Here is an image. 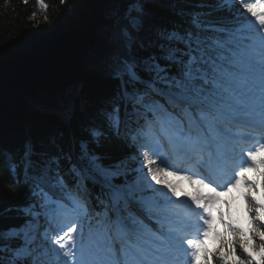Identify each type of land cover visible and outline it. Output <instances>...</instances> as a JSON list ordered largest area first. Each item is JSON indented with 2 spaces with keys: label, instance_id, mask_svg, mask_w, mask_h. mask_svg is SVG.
<instances>
[{
  "label": "snow or ice",
  "instance_id": "snow-or-ice-1",
  "mask_svg": "<svg viewBox=\"0 0 264 264\" xmlns=\"http://www.w3.org/2000/svg\"><path fill=\"white\" fill-rule=\"evenodd\" d=\"M150 2L110 0L99 64L119 86L67 150L37 153L29 143L20 154L0 151V168L16 183L22 175L32 199L23 210L29 219L0 227V264H211L210 255L221 264H264V201L246 176L264 168L257 159L264 142L243 147L264 141V0H200L199 10H180L187 26L172 28L153 22ZM113 139L136 146L137 167L127 159L106 165L90 147ZM237 153L244 163L234 168ZM177 175L215 187L209 195L182 193L170 179ZM241 181L260 224L252 232L259 261L223 212L237 239L213 224L217 189ZM213 232L230 251L209 253Z\"/></svg>",
  "mask_w": 264,
  "mask_h": 264
},
{
  "label": "trees",
  "instance_id": "trees-1",
  "mask_svg": "<svg viewBox=\"0 0 264 264\" xmlns=\"http://www.w3.org/2000/svg\"><path fill=\"white\" fill-rule=\"evenodd\" d=\"M43 2L46 10L38 0L26 4L0 0V151L20 154L29 143L37 153L53 154L58 147L67 150L72 137L82 134L92 113L119 86L104 76L99 64L110 0ZM199 2L151 0L149 9L160 26L186 27L190 17L180 15V10H199L195 8ZM207 2L214 4V0ZM230 7L239 14L237 6ZM75 147L79 151L78 144ZM90 147L106 165L127 159L130 167L138 166L137 149L130 142L113 139ZM31 202L23 176L16 183L0 168V227L29 219L23 210ZM259 243L255 239V246Z\"/></svg>",
  "mask_w": 264,
  "mask_h": 264
},
{
  "label": "rangeland",
  "instance_id": "rangeland-1",
  "mask_svg": "<svg viewBox=\"0 0 264 264\" xmlns=\"http://www.w3.org/2000/svg\"><path fill=\"white\" fill-rule=\"evenodd\" d=\"M246 176H247V178L249 180L255 181L254 177L252 175H250L249 172L246 173ZM170 179H172V181L174 183H176V178H174V176L171 177ZM196 187H198L197 190H196ZM236 191H239V193H240V190H236V189L233 192L229 193V194L226 192L225 193L226 194V198L221 201V205H225V206L226 205H230L229 212H225V208L226 207H221L219 212L220 213L223 212V214H224L223 215V220L224 221H226L227 223L233 225L234 227L240 228L243 231V239L248 241L250 247L255 252V258H256L259 255V252L253 246L252 241H253V238H256V239H259V238L252 236V232L254 230V227H252L250 225V223H248L249 221L246 222L244 217L240 216L239 213H238L237 204L239 202L237 201V199H238V194L239 193H237ZM188 194H190V195H196V194L206 195V193L204 191V188H203V185H194V184H191V187L189 188ZM258 194H259V192H256V198L261 201V199L258 196ZM217 220H218V218H217ZM215 229L218 232L225 233L227 235V237L232 239V240H236L237 239V237H235L230 231L228 232L225 224H222V225L217 224L215 226ZM212 237H213L212 244L215 246V251H214V253H215L217 250L222 249L223 245L221 244L220 240L217 239L215 232H213ZM247 237H250L252 240H249ZM236 248L239 249V253L236 256L240 257V259H244L246 254H244L242 252V249L239 246H236ZM201 257H202V261H203V255H201ZM210 259L212 260L211 257H210ZM233 259H235V258L234 257H230V261L233 260ZM211 264H212V262H211Z\"/></svg>",
  "mask_w": 264,
  "mask_h": 264
},
{
  "label": "bare ground",
  "instance_id": "bare-ground-1",
  "mask_svg": "<svg viewBox=\"0 0 264 264\" xmlns=\"http://www.w3.org/2000/svg\"><path fill=\"white\" fill-rule=\"evenodd\" d=\"M178 180H179V177H178ZM176 183L179 184L178 181H176ZM197 188H198V187H196V190H197ZM182 198H183V197H182Z\"/></svg>",
  "mask_w": 264,
  "mask_h": 264
}]
</instances>
